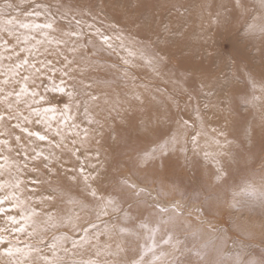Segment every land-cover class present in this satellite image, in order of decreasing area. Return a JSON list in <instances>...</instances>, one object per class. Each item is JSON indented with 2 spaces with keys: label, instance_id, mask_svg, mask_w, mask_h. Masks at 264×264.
<instances>
[{
  "label": "rangeland",
  "instance_id": "374dc122",
  "mask_svg": "<svg viewBox=\"0 0 264 264\" xmlns=\"http://www.w3.org/2000/svg\"><path fill=\"white\" fill-rule=\"evenodd\" d=\"M8 2L13 5V8H7L5 0H0V29L14 28L15 35L9 37L7 31H3L0 32V36L8 42H13V45L17 42L21 44L20 41H23L26 34L30 38L26 43L27 46L23 43L21 49L31 51L18 52L20 58L13 55L15 62L25 58L28 53L34 55L33 58L27 57L29 66L21 68L17 76L30 77L28 80L30 92L35 90L44 97L40 100L37 96L34 100L31 96H26L22 97L19 104H16L15 95H13L10 97V103H13L14 110L18 109L29 118L31 123L24 124V127L30 131H38L45 135L41 119L46 113L44 109L51 107L56 111L47 112V114L51 119H57L54 130H61L66 134H77L85 141L74 145L73 141L68 139L66 146L70 144L72 147L73 143V147H77L76 152L78 150L81 153V155L80 153L72 155L69 148L61 149L52 145L48 137L44 141L29 137L20 129L13 127L17 121L8 120L7 105L0 103V113L5 114V120L0 124V133H3L0 135V140L9 142L7 145H0V164L5 165L0 170V183L5 185L0 195L1 192L4 195L6 192L13 191L10 185L20 180L22 184L16 194L20 199L26 197L27 203L23 207L35 213V221L55 219L68 215L71 210L73 213L69 214L70 221H65L69 225L73 222L74 224L81 222L71 219L76 215L90 216V221H86L85 224L90 225V231L95 230L93 234L97 238L89 239L84 243L85 245L108 239L112 247L117 248L115 240L118 239L117 242L120 243L119 255L115 258L104 259L109 264H133L141 258H143V264H264V241L251 240V238L242 240L237 237L239 230L236 229L238 226L236 223L242 222V224L250 223L252 227L264 230V223H262L264 222V103L262 105L255 103L260 98L264 99V34L263 39H258L259 41L256 42L251 29L254 17L260 13L264 25V7H261L260 0H241L243 6L240 8L235 6V0H159L158 2L162 5L157 9L153 6L135 4L133 0H8ZM186 3L188 9L184 14L181 6ZM37 5L42 7L37 8ZM146 8L148 12H151L147 13L148 16L145 18L142 13ZM36 11H40L41 15L36 16L34 14ZM28 13H33V15L29 16ZM6 19H14L16 24L6 26L2 23ZM170 19L176 23L182 20H184L183 23L190 21L188 23L194 24V27L198 29L196 36L198 34L199 38L194 37L197 42L186 45L190 54L177 55L179 54L176 52L177 49L182 50L184 44L177 39L179 45L174 40L179 30ZM76 20L81 21L79 26L76 25ZM21 22L29 24L53 22V29L20 28ZM127 23L137 28V31L133 33H138V43L125 37L128 33L124 31L123 24ZM201 24L210 25L209 30L208 28L204 30ZM89 25L92 27L89 28ZM95 29L110 36L111 42L116 40L120 43L122 59L115 50L101 45L99 37L93 34ZM73 31L82 34L79 37L65 35ZM188 31L184 30L187 32L185 37L190 35ZM184 32H180V35ZM16 37L20 40L18 41ZM37 41L42 43L38 44ZM57 41L61 43L57 44ZM73 44L79 49L75 57L76 63L72 65V75L77 80L72 81L64 77L68 83L66 92L63 94L53 92L51 91L53 84L59 85L61 73L64 70V56L73 59L72 53L68 50ZM0 54L7 57L12 55V51H5L3 47H0ZM81 55L86 56L87 59L81 60ZM165 59L167 65L164 62ZM48 61H51V64H48ZM0 63H2L0 71H6L8 68L6 65L11 61L4 59ZM33 64L38 70H31L34 69L31 67ZM190 66L204 73V76L198 78V85H194V82L192 85L189 78H186L193 73L191 69L194 68H189ZM23 70H31V72L26 75ZM6 78L5 75H0V81ZM19 81H21L20 78ZM79 81H83L85 85H92V87L84 89L83 85H79ZM73 83L76 84L74 97H78V101L76 97L70 98L67 95ZM7 85H0V87L7 92ZM120 86L123 88L120 89ZM85 90L97 99L88 100L83 95ZM251 91L254 92L252 95ZM1 95L3 94L0 93ZM119 96L123 99L127 96L128 106L136 102L135 99L142 102L144 106L136 105L137 113L135 111L133 113L130 108L129 110L120 108L117 112L113 109L115 113L110 111L106 116V121L97 122L99 124L93 123L90 119L92 108L104 107L107 104V97L117 99ZM99 97L105 100H99ZM153 98L154 100L157 98L159 103L162 102L161 105L165 109H173L180 121L179 123L178 120L175 121L178 125L174 121H172L173 124L171 121L166 124L173 125L182 132L189 130L185 136L181 135L182 138H177L181 143L176 138L174 141L155 143L152 137V140L147 137L141 143V140L130 139V136L128 140L121 139L119 134L106 138L101 133L102 131H98L109 125L111 129L124 127L125 131H129L128 133H133L136 127L140 128V125H145L144 122H140L143 121L144 116H150L152 120L154 117L158 119L157 113L151 111L157 108L156 105L152 107L155 104H152ZM71 99L74 100L71 101ZM143 101L147 104H143ZM241 103L244 105L240 106ZM65 105H68L67 111H65ZM230 105L234 109L233 120L240 119L238 130L248 125L250 134L245 137L251 140L247 145L239 144L237 143L240 141L237 139L238 134L236 136L227 135L226 141L222 140L223 143H219L217 139L219 142L216 145H223L222 148L219 147L220 150L216 146L218 150L212 149L214 154L208 153V150L205 151L203 148V143L207 140L206 136L211 133L210 131H213L209 125L214 122H208L207 126L204 125L205 119H212L217 111L226 109ZM85 107H87V112ZM131 107L134 108V104ZM77 108H81V111ZM80 112H82V118H80ZM119 112L122 113L119 114ZM84 113H89L91 117ZM127 113L132 114V117L135 115L134 118L136 116L142 118L137 121L128 119L124 123L115 120L117 116L123 118ZM110 114L117 116L114 118ZM37 116L40 121H33ZM88 118L93 127L87 125L84 130L80 124L84 121L85 124L86 122L89 124ZM108 118L113 119L109 121ZM197 118L199 120L202 118L204 122L203 124L202 121L197 122L196 126L199 125V127L196 131H192V126L195 125L193 120ZM65 119L66 123H64ZM169 120L172 119L169 118ZM230 123L231 120L225 119L224 125L219 127L227 129ZM114 124L116 127L112 128ZM217 125L220 124L216 123L212 135L216 130L221 131L219 127L216 129ZM46 127L51 126L49 124ZM47 128L46 131H48ZM91 128L96 129L91 132ZM257 128L261 132H256L259 131ZM198 131L205 135L207 131L209 134L204 136L205 141L202 140L205 138L200 134L203 142L199 140L192 142L193 137L188 132L195 136ZM218 131L215 137L222 133ZM16 136L21 137L19 143L15 139ZM225 149L226 153H224ZM209 151L211 152L210 149ZM38 152H43V156L34 159ZM50 154H52V159L44 161L43 157ZM225 155L229 159L225 158ZM61 156L65 160L61 159ZM108 161L112 163L109 172L106 170V173L98 174L95 167L97 165L102 167ZM211 162L223 166L224 172L221 175L218 172L213 173L212 168L208 169ZM45 164L48 165L47 168ZM205 164L206 168L203 166ZM81 165L85 167L83 175L80 172ZM226 167L228 171H225ZM85 175L93 177L90 180L91 183L87 182V184L97 191L98 196L103 195L105 198L111 197L118 201L117 208L123 211L108 207L109 214L104 216L100 214V206L96 198L92 197L89 201L82 199L77 179L82 180ZM63 180L64 182L73 180L71 183L77 189L74 188L69 193L63 192L62 196H58L56 193L58 187L56 188L54 183H61ZM95 180H105V186L99 187L95 184ZM225 183H228V187L220 188V184ZM44 201L49 202L52 209L49 207L44 211ZM8 205H5V208H8ZM15 210L13 215L19 219L21 210ZM125 212L130 218H125ZM98 215L101 220L97 218ZM6 216L7 213L0 214V228L5 224ZM227 221L234 226L229 228L224 225ZM141 223L147 224L148 227L141 228ZM105 224L108 225L107 229ZM127 230L128 234H126ZM3 234L7 235L8 240H13L12 243L15 239L21 240L15 238V235ZM66 236L70 238L71 235L66 233ZM169 237H171L170 241ZM75 243L77 247L82 245L81 242ZM229 243L231 245H228ZM62 244L68 249L67 260L78 258L77 252L79 251L76 250L77 247L73 248V243ZM214 244L223 248L229 246L231 249L225 252L223 258L218 257L212 260L211 257L208 258L211 248L208 250L205 245ZM150 248L153 251H148ZM33 253L35 254L36 251ZM81 253L83 255V252ZM1 259L0 256V262ZM124 260H127V263ZM6 262L9 263V260ZM28 264L32 263L28 261Z\"/></svg>",
  "mask_w": 264,
  "mask_h": 264
},
{
  "label": "bare ground",
  "instance_id": "6f19581e",
  "mask_svg": "<svg viewBox=\"0 0 264 264\" xmlns=\"http://www.w3.org/2000/svg\"><path fill=\"white\" fill-rule=\"evenodd\" d=\"M157 2L156 3H154V1L153 0H133V2H135V4H140V5H145V6H147V7H151V6H153L154 8H158V6H160V5H162L160 2H158L159 0H156ZM164 1V0H163ZM134 4V3H133ZM149 4H151V5H149ZM142 7V6H141ZM135 8V7H134ZM153 8V9H154ZM181 8L183 9V12H184V14H186L187 13V9H188V6H187V3L186 4H184V5H182L181 6ZM146 11H147V8L145 9ZM143 11V13H142V15H143V17H147L148 15H147V13H150V12H146V11ZM155 10V9H154ZM119 11V10H118ZM119 14H120V11H119ZM166 18H167V16H166ZM169 18V17H168ZM253 19V18H252ZM171 20V19H170ZM183 21L184 20H182L180 23H176L175 21H173V20H171V22H173V24L176 26V28H177V30H179V33H178V35L177 36H175L174 37V40L176 41V43H178L177 42V39H178V41H182V43L184 44L183 46V48H182V50L180 49V51H178V49H177V53H179V54H177L178 56H180V55H182V54H187V53H189L190 54V51H187V48H188V46H186V45H189L190 43H195V42H197V40L195 39V38H199V35L197 34V36H196V33L198 32V29L197 28H195L194 27V24H192V23H188V22H190V21H188V22H186V23H183ZM248 21H250V20H248ZM210 23H213V22H210ZM246 23V22H245ZM96 25V24H95ZM118 25V24H117ZM173 25V26H174ZM189 25V26H188ZM202 26H204V30H206L207 28V30H209V26H208V24L206 25H203V24H201ZM200 25V26H201ZM134 25H132L131 26V24H129V23H127V24H123V28H124V31H126L128 34H130V35H126L125 37L128 39V40H132L133 39V41L134 42H136V43H138V33H136V34H134L133 32H136L137 31V28L135 27H133ZM187 26H188V28H187ZM114 27H115V25H114ZM245 27V26H244ZM264 27V25H263V19H262V16H261V13H260V15H258V16H255L254 17V19H253V22H252V25H251V29H252V33H253V36H254V38L256 39V42H257V40L259 39H263V34H264V31H262V29H264L263 28ZM242 28V27H241ZM189 30L188 32H190V35L188 36V37H185L184 35L187 33V32H184V30ZM201 29V28H200ZM202 29H203V27H202ZM248 29V28H247ZM183 30V31H182ZM120 31H122L121 29H120ZM23 32V31H22ZM139 32V31H138ZM180 32H184L183 33V35H180ZM174 33H175V31H174ZM192 33V34H191ZM245 34V33H244ZM29 36H30V34H28ZM133 35V36H132ZM209 35V34H208ZM246 35V34H245ZM26 36H27V34H26ZM187 36V35H186ZM244 36V35H243ZM195 37V38H194ZM250 38V37H249ZM22 39V38H21ZM174 40H172V41H174ZM258 40V41H259ZM15 41V40H14ZM19 41V40H18ZM253 41H255V40H253ZM10 42V41H9ZM8 42V43H9ZM11 43V42H10ZM20 43L21 44H19V42H17L16 44H14L13 45V42L9 45L10 46V48H12V46H14V51L15 52H20V51H22V44H23V42L22 41H20ZM112 44H113V50H115L116 51V53H119V55H120V57H121V59H122V56H123V54H121L120 53V47H121V45H120V43L119 42H117L116 40H114V41H112L111 42ZM63 44V43H62ZM179 45H180V43H178ZM25 45H26V43H25ZM27 46V45H26ZM111 49V50H112ZM99 51V50H98ZM195 53H196V51H195ZM20 54V53H19ZM197 54V53H196ZM29 56H31V58H33L34 57V55L32 54V53H28L27 54V56L26 57H29ZM198 56V55H197ZM202 56V55H201ZM200 56V57H201ZM17 58H20V55H19V57H17ZM165 65H167L166 64V62H167V60L165 59ZM171 62V61H170ZM11 63H15V59H12L11 60ZM10 63V64H11ZM58 64V63H57ZM9 66V63L6 65V67H8ZM187 66V65H186ZM168 67V66H167ZM176 67V66H175ZM179 67V66H178ZM186 69H188L187 67H185ZM189 68H194V69H191V71L193 72L192 73V75L190 76V77H186V78H189V81L192 83V85H193V82H194V85H198V78H200V76H204V73L201 71V70H199V69H197V68H195V67H192V66H190ZM32 71H34V70H38V69H31ZM31 70H23L25 73H26V75H27V73L28 74H30V72H31ZM198 72V73H197ZM84 75V74H83ZM21 76V75H20ZM94 76V75H93ZM92 77V76H91ZM96 77V76H95ZM161 77V76H160ZM19 78L21 79V77H19V76H16L15 77V80H17V81H19ZM89 78V77H88ZM159 78V77H158ZM85 79V78H84ZM40 80V82H41V79H39ZM75 80H77V79H75ZM21 82L23 83V81L21 80ZM20 85L21 84H17V83H13V82H10L9 83V85H7V92H17V91H19V89H20ZM79 85H82V84H79ZM29 88V87H28ZM78 88V87H77ZM80 88V87H79ZM120 89L121 88H123V87H119ZM79 90H81V89H79ZM30 91V90H29ZM117 91V90H116ZM119 91V90H118ZM117 91V92H118ZM255 91V93L257 92L256 90H254ZM7 92H5V93H7ZM117 92H116V94H117ZM252 92L253 91H251V95H252ZM78 93H79V91H78ZM102 93V92H101ZM130 93H131V91H130ZM132 93H134V92H132ZM254 93V92H253ZM3 95H4V93H2ZM96 94V93H95ZM123 94V93H122ZM135 94H137V93H135ZM257 94V93H256ZM3 95H1V96H3ZM250 95V94H249ZM83 96V95H82ZM117 96V95H116ZM74 97V96H73ZM76 97V96H75ZM74 97V98H75ZM126 97V99L124 98H122V96H119L117 99H112V98H109V97H107V104L104 106V107H97V108H92V113H91V115H92V118H90L91 120H93V123H97V122H102V121H106V116L110 113V111H112L113 109H114V111L115 112H117V111H119L120 110V108H128L127 110H129V108H130V110H132L133 111V113H135L136 112V109H137V106L136 105H138V106H140V105H142V102H138V100H136L135 99V101L136 102H134V103H132V104H134V108L133 107H131V105H129L128 106V104H126L127 102H126V100H127V96H125ZM131 97H132V95H131ZM156 97V96H155ZM162 97V96H161ZM257 97H259V96H257ZM78 97H76V99H77ZM128 98L130 99V97L128 96ZM10 97L8 98V100H7V102H10ZM100 99H102V100H105V98L103 99V98H101V97H99V100ZM72 100H74V99H71V101ZM153 100H154V98H153ZM77 101H78V99H77ZM129 101H131V99L129 100ZM152 101V100H151ZM256 101V100H255ZM76 102V101H75ZM150 102V101H149ZM174 102V101H173ZM70 103H72V102H70ZM79 103V102H78ZM131 103V102H130ZM147 104L146 102H144L143 101V104ZM153 103H155L154 104V106H152V107H155V105L157 106V108L156 109H152L151 111L152 112H154V113H157V118L158 119H155V117L153 118L154 120H152V118L150 119V116L148 117V116H144L143 118L142 117H138V116H136L135 118H134V116L132 117V111H131V115H129V113H127V114H125L124 115V117L123 118H120V116H117L116 114L114 115H111L110 114V116H117L116 118H115V120L117 121V122H126V121H128V119L129 120H131V119H133L134 121H137L138 119H140V118H142V120L143 121H140V122H144L145 123V125H140V128H138V127H136V129H134V131H133V133L131 132V133H128L129 131H125L124 130V127H120V128H115V129H111L110 128V126L108 125L107 126V128H105V127H102L100 130H98V131H102L101 133L103 134V135H105L106 136V138H110L111 137V135H116V134H119V136H120V138L121 139H124V140H126L129 136V138L131 139V138H133V139H136V140H141V143H143L142 141L144 140L145 141V139L147 138V137H150V139L152 140V138H153V142H155V143H162V142H167V141H169V140H176L177 138H182L183 136H185L186 135V132L187 131H189L188 129H186V131H183L182 132V130H178V129H176V128H174L175 126H171L170 124H166V123H168V122H170L171 121V123H172V121H174V123H175V121H177L178 120V118H177V114H176V112H174V110L173 109H165L162 105H161V103H159V100L157 99V98H155V100H154V102H152V104ZM255 103H257L258 105H262L263 103H264V99L263 98H260V100H257ZM81 104V103H80ZM149 104V103H148ZM2 105H6V103H2ZM171 105V104H170ZM173 105V104H172ZM242 105H244L243 103H241V105L240 106H242ZM73 106V105H72ZM142 106H144V105H142ZM161 106V107H160ZM74 107V106H73ZM82 107H83V105H82ZM81 107V108H82ZM145 107H147V106H145ZM149 107V106H148ZM176 107V106H175ZM235 107H237V106H235ZM81 108H77V110H79V111H81L80 109ZM164 110H163V109ZM110 109V110H109ZM119 109V110H118ZM149 109V108H148ZM195 109V108H194ZM109 110V111H108ZM127 110L125 111V112H127ZM167 110V111H166ZM73 111H74V109H73ZM114 111H112L113 113H115ZM123 111V112H124ZM135 111V112H134ZM196 111V110H195ZM233 111H234V109L232 108V106L230 105L229 107H227L226 109H223V110H219V111H217L216 113H215V116L211 119H205V124L204 125H209V123L208 122H214L215 123V125H216V123L217 124H220V125H217L216 126V129H218L217 127H221L222 126V124L225 122V119L227 120H231V123L229 124V127H227V129H223V127H222V129H221V131L220 132H222V133H220L218 130H216V132H215V134L217 133V131L220 133L219 135L220 136H216L215 137V134H211V133H214V129H215V125H213L212 123H210V124H212L213 126H214V128H213V126L212 125H209V128H211L212 127V130L213 131H210L211 133L209 134V133H207V131H205L206 132V135L207 134H209V135H212L211 137H208L209 135H205V133L204 134H201L202 132H199L200 131V129H199V131H198V133H197V135H198V137H196L197 135H192V133H190V132H188L192 137H195V141H193V139H192V142H197L198 140L199 141H201V142H203L202 140H206V138L204 137V136H206L207 137V140L203 143V148L205 149V151H207L208 153H212V154H214L212 151V149H214L218 144V142L219 143H223V141L222 140H224L225 139V141H226V136L228 135V136H236L237 134V139H239L240 141L238 142L237 141V143H239V144H245V145H247L248 143H249V141L251 140H249L248 139V137H245V136H247V135H249L250 133H249V131H248V129H249V126L248 125H245V126H243V128L244 129H242V130H238V127L240 128V124H239V120L240 119H236V120H233ZM150 112V111H149ZM194 112V111H193ZM197 113H198V111H196ZM195 112V113H196ZM81 113L82 112H80L79 114H80V118H82V115H81ZM120 113H122V112H119V114ZM137 113V112H136ZM146 113V112H145ZM144 113V114H145ZM194 113V115H196ZM79 114H77L78 115V117H79ZM84 114H86V113H84ZM87 114H89V113H87ZM86 114V115H87ZM148 115H151V114H149V113H147ZM180 114H181V112H180ZM24 115H26V114H24ZM40 115V114H39ZM90 115V114H89ZM91 115H90V117H91ZM43 116V118L41 119V125H43V127H44V132H45V135L49 138V140L53 143L52 145H54L55 147H58L57 145H59V148H61V149H64V148H66V149H71L72 151H74L75 150V152H76V149L75 148H77V147H73L74 145H75V143H80V144H82V142H84L85 140L83 139V137H80L79 135H73V134H66V133H63L61 130L59 131V135H57V131L58 130H54L55 129V126H56V123L55 122H57L56 120H53V119H51V117L50 116H48V114L47 113H45V114H43L42 115ZM123 116V115H122ZM154 116H156V115H154ZM63 117V116H62ZM84 117V116H83ZM55 118H57V117H55ZM86 118V117H85ZM84 118V119H85ZM169 118H171L172 120H169ZM59 119V118H58ZM87 119V118H86ZM85 119V120H86ZM110 119H113V118H108V120L109 121H111ZM81 120V119H80ZM90 120V121H91ZM203 119L201 118L200 120H199V118H197V119H195V120H193V123H195V125L194 126H192V131H196L197 130V128L199 127V125L198 126H196V123L197 122H201ZM241 120H243V119H241ZM17 121V120H16ZM33 121H40L39 119H38V116L37 117H34V120ZM87 121V120H86ZM88 121H89V118H88ZM115 121V122H116ZM196 121V122H195ZM250 121V120H249ZM77 122V121H76ZM85 122V121H84ZM84 122H82V124H80L81 125V128H84L85 126H87V125H89V126H92L93 127V125H92V122L91 123H87L86 122V124L84 123ZM180 121L178 120V123H179ZM203 122L204 121H202V124H203ZM81 123V122H80ZM99 123H97V124H99ZM178 123H175L176 125H178ZM241 123V122H240ZM26 124H28V123H26ZM36 124H38V123H36ZM50 124V128H47L48 129V131H46V128H45V126L46 125H49ZM96 124V125H97ZM136 124V123H135ZM173 124V123H172ZM102 125V124H101ZM119 125V124H118ZM123 125V124H122ZM121 125V126H122ZM126 125H127V123H126ZM224 125V124H223ZM25 126V125H24ZM68 126V125H67ZM70 126V125H69ZM98 126V125H97ZM124 126V125H123ZM226 126H228V125H226ZM113 127H116L115 126V124H114V126H112V128ZM204 127H206V126H204ZM69 128V127H68ZM88 128H90V127H88ZM206 128H208V127H206ZM208 128V129H209ZM86 128H84V130H85ZM92 129V130H91ZM90 130H91V132H94V130L96 129H93V128H91ZM204 128H202V130H203ZM258 130H259V128H257ZM83 130V129H82ZM207 130V129H206ZM225 130H228V131H225ZM238 131V132H237ZM208 132H209V130H208ZM256 132H261L260 130L259 131H256ZM77 133V132H76ZM187 133V134H188ZM92 134V133H91ZM94 134V133H93ZM92 134V135H93ZM97 134H98V132H97ZM96 134V135H97ZM101 134V135H102ZM200 134H201V137H202V135H203V137L205 138V139H203L202 138V140H201V137H200ZM218 134V133H217ZM256 134V133H255ZM80 135H81V133H80ZM88 135H90V134H88ZM96 135L95 136H93L94 138L96 137ZM102 135V136H103ZM181 135H182V137H181ZM222 136V137H221ZM152 137V138H151ZM251 137V136H250ZM85 138V137H84ZM176 138V139H175ZM199 138V139H198ZM236 138V137H235ZM68 139H70V140H72V141H75V143H74V145H73V143H72V147L70 146V144H68V146H66L67 144H66V142L68 141ZM217 139H219V141L217 140ZM47 140V139H46ZM128 140V139H127ZM178 140V139H177ZM182 140V139H181ZM185 140V139H184ZM227 140H228V138H227ZM179 141V140H178ZM183 141V140H182ZM222 141V142H221ZM146 142H148V141H146ZM180 142V141H179ZM44 143V142H43ZM181 143V142H180ZM227 143V142H226ZM225 143V144H226ZM47 144V143H46ZM123 144H125L126 145V143L123 141ZM202 144V143H201ZM217 144V145H216ZM228 144V143H227ZM51 145V146H52ZM78 146V145H77ZM200 146H202V145H200ZM223 146V145H222ZM222 146H217V148L219 149V147H221L222 148ZM226 145H224V147H225ZM223 147V148H224ZM232 147V146H231ZM217 148H215V149H217ZM234 148V147H233ZM207 149V150H206ZM209 149L211 150V152L209 151ZM217 149V150H218ZM226 149H228V148H226ZM225 149V150H226ZM234 149H238V148H234ZM192 150V149H191ZM220 150V149H219ZM222 150V149H221ZM64 151V150H63ZM67 151V150H66ZM180 151V150H179ZM223 151V150H222ZM65 152V151H64ZM78 152V151H77ZM76 152V154H79L80 152H78L77 153ZM215 152V151H214ZM217 152V151H216ZM221 152V151H220ZM219 152V153H220ZM227 152V150L226 151H224V153H226ZM205 153V152H204ZM66 154V153H65ZM70 154V153H69ZM79 155H81V153L79 154ZM207 155V154H206ZM218 155V154H217ZM216 156V155H215ZM218 156H220L221 157V155H218ZM79 157V156H78ZM206 157V156H205ZM61 159H63V160H65L64 159V157L63 156H61L60 157ZM224 158V157H223ZM225 158H227V159H229L228 158V156H226L225 155ZM75 159V158H74ZM80 159V158H79ZM111 159V158H110ZM70 160H72V159H70ZM195 160V159H194ZM200 160V159H199ZM203 160V159H202ZM197 161V160H196ZM193 162V161H192ZM199 162V161H198ZM205 162H207V161H205ZM194 163H195V161H194ZM201 163H202V161H201ZM111 162H107V164H105L104 166H102V167H100L99 165H97V167H95V169H97V171H98V174H102V173H106V170L109 172V169L111 168ZM212 164V165H211ZM67 165V164H66ZM84 165V164H83ZM75 165H73V167H74ZM77 166H78V164H77ZM99 166V167H98ZM203 166H205V168H206V164L205 165H203ZM210 167L208 168V169H210V168H212L211 169V171L213 172V173H215V172H218V174L219 175H221L223 172H224V168H223V166H221L220 164H218V163H216V162H211L210 163V165H209ZM81 167V166H80ZM79 167V168H80ZM202 167V166H201ZM85 168V167H84ZM90 168V167H89ZM205 168H203V169H205ZM87 171V170H86ZM96 171V170H95ZM96 171V172H97ZM225 171H228L227 170V167H226V170ZM78 175V174H77ZM54 177V176H53ZM77 177V176H76ZM75 180V179H74ZM91 179H89L87 182L88 183H91V181H90ZM48 181V180H47ZM71 181V180H70ZM73 181V180H72ZM71 181V182H72ZM77 181H78V183H79V190L81 191V193H82V199H84L85 201H89V200H91L90 198H92V196L90 195V191H89V188L86 186V184H85V181H84V179L82 178V180L81 179H77ZM105 181V180H104ZM104 181H102V180H99V181H96L95 180V184H97L99 187L100 186H105V183H104ZM50 182V181H49ZM56 182V181H55ZM68 182V183H67ZM71 182H69V180L68 181H66L65 180V182H64V180L61 182V183H54V182H52V183H54V185L56 186V188H57V190H58V192L56 191V193H57V195L58 196H62L63 195V192L65 193V192H67V193H69L70 191H73L74 190V188H76L77 189V187H73V185H72V183ZM252 183L254 182V181H251ZM75 183H77V182H75ZM139 183V182H138ZM46 186H48V185H46ZM143 186V185H142ZM52 187V186H51ZM226 187H228V183H225V184H220V188H226ZM53 189V188H52ZM54 190V189H53ZM216 190V189H215ZM55 192V191H54ZM1 195H3V193L1 192ZM49 195V194H48ZM25 197V196H24ZM23 197V199H21L22 201H26V197L24 198ZM57 200H59L58 198H57ZM9 203H5L4 205H2L3 207H5V205L7 206ZM50 203L49 202H46V201H44L43 202V209H44V211L45 210H47V208H49L50 206ZM9 206V205H8ZM61 207V206H60ZM51 208V207H50ZM55 208H57V207H55ZM81 208V207H80ZM52 209V208H51ZM71 210V209H70ZM69 210V211H70ZM51 211V210H50ZM14 212H16V210L14 211H11V212H6L7 213V215H13L14 214ZM5 213V214H6ZM51 213V212H50ZM73 212H72V210H71V212H69L68 213V215H64V216H59V217H56L55 219H52V218H48V219H41V221H35V231H37V235L36 236H29L28 235V233L29 232H32V231H34V229L33 228H29L25 233H9L8 235H15V238L17 237L18 239H21L20 241H17L16 239L14 240V242L12 243L15 247H19V248H22V249H24L25 250V252H28V250H29V246H33L34 248H36V249H39V251L37 252L36 251V253L34 254L33 252L34 251H32L31 252V260L29 261V263H32V264H42L43 262L39 259V257L40 256H42V255H46V256H48L49 258L50 257H52V250H51V248H50V245L52 244V243H57L58 241H61L62 243H64V244H71V243H73V242H81L82 243V245H80L79 247H77L76 248V250H78L79 252H77V255H78V258H76L75 260H71V259H66V252H64L62 249H60V248H57V253H60V256H58L57 258H59L60 260H62L63 261V264H80V262L81 261H89V260H95V261H98V264H109V263H106L105 262V260L104 259H106V258H108V257H114L115 258V256L117 255H119V252H120V249H118V246H120V243H118L117 242V240L118 239H116L115 241V245H117V248H115V246L114 247H112V245H111V243L108 241V239L106 240V241H103V242H99V241H97V242H94V243H92L91 245L90 244H88V245H85L84 243L85 242H87V241H89V239H94V237H96V235H94L93 233H95V230H92V231H90L91 229H89V224H85L86 223V221H90L89 220V218H90V216L89 217H82L81 215H76V217H73V218H71L73 221H81L80 223H78L77 222V224H74L75 222H73V224H68V222H65V221H70V216H69V214H72ZM112 214V213H111ZM93 216V215H92ZM107 219V218H106ZM105 219V220H106ZM99 220H101L100 218H99ZM103 220H104V218H103ZM264 220V219H263ZM97 222H99V221H97ZM22 221H21V224H17V225H14V226H12V225H10V224H7L6 222H5V224L3 225V227L5 226V227H20L21 225H22ZM223 223V222H222ZM262 223H264L263 221H262ZM261 223V224H262ZM91 224V223H90ZM224 224V223H223ZM224 225H226V226H228L229 228L230 227H233L234 225L231 223V222H226ZM236 225H238L237 226V230H239V231H237L238 232V234L236 233V232H234V233H236L237 234V237L238 238H240V239H242V240H247L248 238L250 239L251 238V240L252 239H258V240H262V241H264V230L263 229H260V228H256V227H252L251 225H250V223L249 224H242V222H237L236 223ZM129 230H131V229H129ZM102 231V230H101ZM111 231V230H110ZM112 231H114L113 229H112ZM96 232H98V230L96 231ZM66 233H70V238L69 237H67L66 236ZM130 233V232H129ZM126 234H128V230L126 231ZM230 234V233H229ZM242 234V235H241ZM108 235H109V232H108ZM135 235V234H134ZM233 235V234H232ZM239 235V236H238ZM6 236V238H7V235H5ZM41 236H43V243H38V240H39V238L41 237ZM124 236V235H123ZM244 237V238H242V237ZM120 237V236H119ZM122 237V236H121ZM125 237V236H124ZM97 238V237H96ZM109 239H111L110 237H108ZM123 238V237H122ZM106 239V238H105ZM233 240V239H232ZM9 241H10V239H9ZM11 241H13V240H11ZM33 241H34V243H33ZM235 241V240H234ZM241 241V240H240ZM229 242H231V241H229ZM242 242V241H241ZM233 243V242H232ZM261 243H263V242H261ZM228 245H231L230 243L228 244ZM7 245L5 244V245H0V251H2V249L4 248V247H6ZM206 246V248L209 250V248H211V252H209V256H208V258L209 257H211V259L213 260V259H216V258H218V257H220V258H223L224 257V254H225V252H227V250H229V249H231V248H229V246L227 247H225V248H223V247H220L219 245H205ZM233 246V245H232ZM241 246H243V245H241ZM251 246V245H250ZM64 248V247H63ZM79 248V249H78ZM242 249H243V247H242ZM233 251H234V248H233ZM236 251V250H235ZM81 252H83V255H82V253ZM237 252V251H236ZM86 255V256H85ZM2 257V259H1V262H2V264H9V263H7L6 261L7 260H9L10 258H7V257H5L4 255L3 256H1ZM14 259H21V260H23L24 259V257L23 256H20V255H17L16 257H13ZM4 260H6V261H4ZM126 263H127V260H124ZM1 262H0V264H1Z\"/></svg>",
  "mask_w": 264,
  "mask_h": 264
},
{
  "label": "snow or ice",
  "instance_id": "6c2138e0",
  "mask_svg": "<svg viewBox=\"0 0 264 264\" xmlns=\"http://www.w3.org/2000/svg\"><path fill=\"white\" fill-rule=\"evenodd\" d=\"M261 2V7H264V0H260ZM5 5L7 8H13V5L11 3L8 2V0H5ZM235 6L237 8L242 7V3L241 0H235ZM41 5H37V8H41ZM36 16H40L41 12L40 11H36L34 13ZM29 16L33 15V13H28ZM2 23H4L6 26L7 25H15L16 21L14 19H6L3 20ZM81 23L80 20H76V25L79 26ZM20 28H33V29H39V30H44V29H53V22H45L43 24H29V23H23L21 22L19 24ZM89 28L92 27V25L88 26ZM3 31H7V34L9 37H12L15 35L14 32V28H4V29H0V32ZM262 31H264V29H262ZM82 33L80 32H70V33H65V35H68L70 37H79L81 36ZM95 36L99 37L100 43L102 46H106L108 49H112L113 48V44L111 43L112 38L108 35H104L100 32L99 29H95L94 33ZM17 40H20L19 37H16ZM30 38L28 36L23 37V43H27L28 40ZM32 39H34V37H32ZM117 39H119V37H117ZM0 41H2V43H0V47H3L5 49V51H12V55H9L7 57H5L3 54H0V62H2L4 59H8L9 61H11L13 59V55L19 57V53L15 52L14 46H12V48H10L8 41L4 40L2 36H0ZM91 41H89L90 43ZM37 43H42L41 41H37ZM61 43V41H57V44ZM67 43V42H64ZM83 47V46H81ZM69 52L72 53L73 55V59H69L68 56H64V70L61 73V77H60V83L59 85H56L55 83L53 84V87L51 89V91L53 92H58V93H65L66 92V88L68 87V83L67 81L64 79V77H68L69 80L75 81V77L72 75V65L76 63L75 57L78 54V47L73 44L69 49ZM22 51H31L30 49H22ZM59 55H63L62 53H58ZM81 60H85L87 59L86 56L81 55L80 56ZM48 64H51V61L47 62ZM25 66H29V59L27 57L23 58V59H18L15 63H11L9 64L8 68L6 71H0V75H5L7 78L4 79L3 81H0V85H7L10 82L13 83H17V84H21L19 91L13 93V92H7L5 93L4 88L0 87V93H4L3 96H0V103H6L7 105V109H8V115L7 118L8 120H17V123L13 125L14 128H18L20 129L21 132L26 133L29 137H35L36 139L40 140V141H44L47 139L46 135H42L40 132L38 131H30L27 127H24V124L26 123H31V121L29 120V118L27 116H25L22 112H20L18 109L13 108V103L7 102L9 97H12L13 95H15V103L19 104L21 102L22 97H26V96H31L34 100L37 96L40 97V100H43L44 97L43 95H40L37 91L33 90V91H29L28 88V80L30 79V77L28 76H23L21 77V80L23 81V83H21V81H17L15 80V77L17 75H19V70L21 68H24ZM90 66V65H89ZM31 67L35 68L36 66L33 64L31 65ZM0 68H2V63H0ZM11 74V75H9ZM34 83V82H33ZM78 83L82 84L84 89H88L91 88L92 85H85L83 84V81H79ZM76 94V84L73 83L71 86V90L67 91V95L71 98ZM83 95H85L87 97L88 100H96L97 97L92 95L90 92L88 91H84ZM26 103V101H24ZM86 103V101H85ZM30 107V106H29ZM68 110V105H65V111ZM44 111L47 112H55L56 109L55 108H45ZM85 111L87 112V107H85ZM38 114V113H37ZM5 120V114L0 113V124L3 123V121ZM39 122V121H37ZM67 120H64V123H66ZM91 123V121H89ZM3 133H0V135H2ZM57 135H59V131H57ZM17 143H19L21 137L20 136H16L15 137ZM193 140L195 141V137H193ZM9 142L7 140H0V145H7ZM73 143H75V141H73ZM59 147V145H57ZM35 151V149L33 150ZM69 151H71L72 155H76L75 151H72L71 149H69ZM78 151V150H77ZM40 156H43V152H38L36 153V157L38 158ZM44 161H49L52 159V154H50L49 156H44L43 157ZM26 166V165H25ZM5 167L4 164H0V170H2ZM45 167L47 168L48 165L45 164ZM95 167V166H93ZM49 171H51V169L49 168ZM80 172L83 175L84 172V168L81 165L80 168ZM93 177H91L90 175H85L83 176V179L85 181L86 186L89 188L90 191V195L94 198L97 199V204L98 206H100V214L107 216L108 213V207H112L114 210H119V211H123L122 209H118L117 208V204L118 201L113 200L111 197L105 198L103 195L98 196L97 191L92 189L90 185L87 184V181L89 179H92ZM72 179H76V177H72ZM22 184V181L17 180L16 183L10 185V187L12 189H14L13 191H9L6 192L4 195H0V214H4L6 212H11L14 209H20L21 210V215L19 217V219L17 218L16 215H7L5 218V222L7 224H10L12 226L17 225V224H21V221L23 222L22 225L20 227H2L0 228V245H7L6 247H4L2 249V251H0V256L6 255L8 256L9 259V264H28V261L31 260V252L32 251H39V249L34 248L33 246H29V250L28 252H25L24 249L19 248V247H15L11 241H9L6 236L3 233H25L30 227L34 229V231L29 232L28 235L29 236H36L37 235V231H35V220H34V212H29L26 208L23 207L24 204H26V201H22L20 199L19 196H17L16 192L20 189V186ZM5 189V185L3 183H0V191H4ZM51 198V197H49ZM9 203V207L5 208L2 205H4L5 203ZM161 211H164V209H161ZM125 218H130L129 214L127 212L124 213ZM99 218V215L98 217ZM95 227V225H93ZM141 228H147V224L145 223H141L140 224ZM105 228H108V225L105 224ZM157 231L159 230L158 227L156 229ZM123 231V230H122ZM171 240V237H169V241ZM168 242V241H166ZM38 243H43V236H41L38 240ZM77 247L76 243L73 242V248ZM50 248L52 250V257L53 258H49L46 255H42L39 257V259L43 262V264H63V261L58 259V253H57V248H61L64 252H67L68 249L63 248V244L60 243H52L50 245ZM148 251H153L152 248L148 249ZM17 255L23 256L24 259H15L13 260V257H16ZM80 264H98V261L95 260H89V261H81ZM133 264H143V258H141L140 261H134Z\"/></svg>",
  "mask_w": 264,
  "mask_h": 264
}]
</instances>
